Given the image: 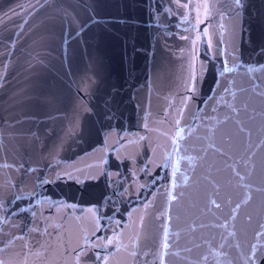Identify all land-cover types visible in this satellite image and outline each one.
Listing matches in <instances>:
<instances>
[{"label":"water","instance_id":"95a60500","mask_svg":"<svg viewBox=\"0 0 264 264\" xmlns=\"http://www.w3.org/2000/svg\"><path fill=\"white\" fill-rule=\"evenodd\" d=\"M260 81L264 0H0V264H97L98 255L99 264H139L133 224L145 214V196L152 216L167 206L170 182L159 165L172 151L178 121L189 150L180 153L177 175L183 184L186 174L193 186L177 189L186 194L179 207L172 202L173 217L179 212L182 227L195 220L199 228L201 221L220 225L225 217L230 225V212L239 215L238 224L255 214L258 174L253 203L245 206L226 173L208 166L211 153L205 164L188 157L203 155L199 137L213 127L218 143L221 132L233 135L240 160L249 147L251 115L250 109L244 114L240 89L255 91ZM210 90L217 99L202 104ZM256 137L253 130L252 152L259 151ZM145 166L149 175L159 173L154 189ZM114 189H122L112 197L115 204L94 211L92 205ZM213 191L223 206L210 205L215 215L202 214ZM116 213L126 223L122 228ZM145 227L152 233L158 224L146 218ZM231 230L203 232L219 241ZM113 231L119 234L115 246L109 244ZM189 238L182 233L181 245ZM174 251L183 256V247ZM213 251L212 264H223L220 248Z\"/></svg>","mask_w":264,"mask_h":264},{"label":"snow or ice","instance_id":"6c2138e0","mask_svg":"<svg viewBox=\"0 0 264 264\" xmlns=\"http://www.w3.org/2000/svg\"><path fill=\"white\" fill-rule=\"evenodd\" d=\"M227 52L225 51V60L222 61L221 70L214 81L213 88L216 84L220 83L219 77L223 74V69L225 63L227 62ZM244 65H237V67H242ZM251 85L252 82L249 81ZM232 87H238L235 84ZM210 94L206 99H202L201 103H210L215 101L217 98L215 95ZM230 91L228 83L225 82L223 86V92L227 94ZM241 95L245 97L242 101L245 105L244 114L249 115V109L251 110V115L248 120V150L240 157V160L236 159V145L234 143L233 135L228 132L220 133V142H217V133L219 129L213 127H205V135L199 137L203 141V146L200 152L203 155L197 154L196 156H190L188 159L190 161L197 162L198 164H205L209 160V154L211 153L214 159L208 166L210 168L215 167L218 172L226 173V182L233 189L240 191L244 197L245 206H250L253 203V190L257 179V174L259 178V185H255V190L260 194L259 208L256 210L255 214L249 212L247 213V219L241 221L238 224L239 215H232L229 213L231 218V224L226 223L228 217H225V222L220 225H209L201 221L199 228L196 227V221L193 220L191 224L187 227H182L184 223L181 213H177L175 218L170 211L172 202L175 201L179 207L183 197L185 196V191H180L177 195V189L179 187L190 188L193 185L188 183V176L181 173L183 176L184 183L179 182V177L177 173L180 171V160L181 151H188L189 148L187 144H181V141L185 139L184 132L185 129L181 125V121L176 123V131L172 136V151H169L163 160V163L159 165V168L164 170V179L170 182V188L166 190L165 195L167 198V206L163 207L159 211L158 216H152L149 213L150 203L148 202V197L145 196V201H141L144 205L145 214L140 216L139 225L133 224V227L138 229L137 238L135 240V250L133 255L138 258L139 264H212L210 257H215L217 253L213 251V248L218 246L221 250V254L224 256L223 264H264V245H258L255 243L257 239L264 240V81H260L259 86L253 91L252 87L240 89ZM195 89H193V93ZM195 96L186 97L183 102V108L178 111V115H181L184 109L188 108L190 105L188 101L193 100ZM236 98L234 97V100ZM220 100L224 102L223 106L232 109L233 104H229L226 101L225 96H221ZM213 112L216 111L215 108L212 109ZM197 112H200V104H197ZM207 114L205 113V116ZM239 115V113H237ZM229 117H225V123L228 122ZM202 124L206 123L203 116L200 117ZM253 130L257 133V140L259 141V151L252 152V148L255 147L253 144ZM248 152L251 155H248ZM175 156V159L173 157ZM231 161V162H230ZM170 169V170H169ZM144 172L149 175V168L145 166ZM159 173H153L150 176L148 183L155 188L158 182L156 177ZM192 175L195 177V166L192 170ZM209 183H212L209 179ZM144 190L151 191L147 189V185L142 186ZM197 191L199 188V181H196ZM244 189L247 191L244 192ZM119 191L122 189H114L111 193L105 194V197L101 199L99 203L93 204L92 208L99 214V208L101 206H107L110 204H115V200L112 199L113 196H117ZM152 195L154 192L151 193ZM215 196L218 199L223 200L224 198L218 191H213L211 195L207 196L204 202L202 214H212L215 213L210 208V205H214L216 210L222 208V203H218L217 199H213ZM231 204V201H227ZM242 205L239 202L235 203L234 211L237 213L241 209ZM129 219L131 218V213L128 214ZM120 213H116V223L119 227H124L126 223L122 221ZM154 219L158 227L152 233H149L145 227V219ZM231 227V232L227 235L220 234L219 241H216V237L212 234L205 235L203 229L209 227ZM179 229L173 233V228ZM197 232L200 233L197 236ZM162 233V234H161ZM182 233H186L190 238L182 246L180 242V237ZM99 235V230L97 232ZM118 233L113 231V239L109 240V244L115 246L116 237ZM175 236V239L173 238ZM199 241H202L199 242ZM107 247V245H105ZM183 247V256L174 251V249H179ZM147 249V250H146ZM119 251V248H116ZM141 256L151 257V259L141 260ZM101 257L97 256V264ZM103 260L107 262V256L103 257Z\"/></svg>","mask_w":264,"mask_h":264}]
</instances>
